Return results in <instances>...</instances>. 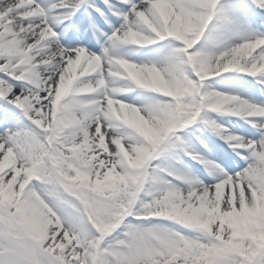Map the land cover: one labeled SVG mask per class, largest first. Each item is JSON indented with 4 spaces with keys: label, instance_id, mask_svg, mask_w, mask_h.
<instances>
[{
    "label": "snow or ice",
    "instance_id": "6c2138e0",
    "mask_svg": "<svg viewBox=\"0 0 264 264\" xmlns=\"http://www.w3.org/2000/svg\"><path fill=\"white\" fill-rule=\"evenodd\" d=\"M0 264H264V0H0Z\"/></svg>",
    "mask_w": 264,
    "mask_h": 264
}]
</instances>
